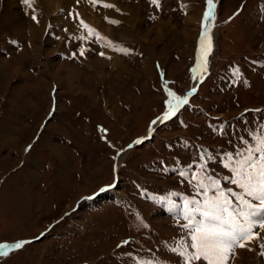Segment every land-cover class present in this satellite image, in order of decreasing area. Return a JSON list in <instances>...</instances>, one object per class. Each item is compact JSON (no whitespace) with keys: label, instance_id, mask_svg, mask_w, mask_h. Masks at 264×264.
Listing matches in <instances>:
<instances>
[{"label":"rangeland","instance_id":"obj_1","mask_svg":"<svg viewBox=\"0 0 264 264\" xmlns=\"http://www.w3.org/2000/svg\"><path fill=\"white\" fill-rule=\"evenodd\" d=\"M214 2L216 39L201 73L200 93L191 99L194 106L184 111L183 122L128 150L126 145L144 136L162 111L168 91L183 92L194 78L206 0H160L159 7L150 0H98L95 5L90 0H35L32 9L21 0H0V242L45 232L39 241L0 256V264H117L113 248L137 230L119 205L131 207L135 217L144 215L150 224L151 237L139 248L146 252L161 237L159 256L167 264L178 262L167 245L168 240L174 243V228L141 201L143 195H130L134 182L159 189L172 188L174 182L186 185L153 173H159L162 161L172 162V153L175 159H181L179 154L186 159L182 149H191L193 159H200L203 144L214 150L228 146L226 139L233 141L231 135L254 117L232 116L245 107L264 105V66L254 65V59L244 61L245 55L264 52V8L259 12L264 0ZM104 3L114 7L105 8ZM76 13L97 32L101 26L111 29L106 40L128 53L89 36L74 19ZM236 62L237 85L223 78L226 66L236 70ZM211 114L212 122L206 121ZM121 148L124 152L117 156ZM114 156L120 178L117 196H130L119 205L104 202L90 212L83 197L112 182ZM212 167L208 173H224L221 165ZM76 205L77 210L54 226ZM258 243L249 246L251 251L238 249L235 264H264ZM150 253H155L153 247Z\"/></svg>","mask_w":264,"mask_h":264},{"label":"snow or ice","instance_id":"obj_2","mask_svg":"<svg viewBox=\"0 0 264 264\" xmlns=\"http://www.w3.org/2000/svg\"><path fill=\"white\" fill-rule=\"evenodd\" d=\"M22 4L32 9L35 0H21ZM80 0H77L79 3ZM95 5L98 0H90ZM156 7L160 6V0H150ZM207 10L203 14L202 32L200 39L198 64L201 69H206L207 56L212 50V39L210 35L209 22L213 20V9L216 7L214 0H206ZM103 7L112 8L111 4L104 3ZM238 14V13H237ZM79 17L76 13L75 18ZM34 21L37 17H31ZM231 19V17H230ZM38 22V21H37ZM110 23L117 24L118 21L111 20ZM82 28L87 29L89 36H95L97 41H103L108 46L114 47L112 41L106 40L94 28L90 27L83 19L79 20ZM114 50L128 53V49L119 47ZM85 49H80L83 56ZM104 56L103 52L99 53ZM75 55V53L73 54ZM239 74V69L236 73ZM247 85V81H244ZM195 91V89H193ZM169 99L165 101L166 110L157 120L167 121L177 114V112L188 104L187 96H179L175 92L168 91ZM260 113V109H246L245 112ZM243 117V114H242ZM153 124L157 121H153ZM264 128V124L261 125ZM254 144L244 140L241 141L244 147L235 152L225 154L223 167L228 169L230 175L225 179L235 188L222 186L220 179L215 178L214 174L207 173V165H199L200 172L191 175V181H195L196 194L183 198V205L179 212V217L185 221L180 227L186 230V237H181L172 251L182 260L183 264H230L235 258L236 250L248 249L254 242H258L260 249L259 255L264 257V134L253 135ZM135 143H142L137 140ZM32 145L25 148L27 153ZM110 147H115L110 145ZM129 148L132 145L128 146ZM124 149H118L116 155L119 156ZM116 159V156L113 157ZM201 160L204 157H200ZM210 160L211 157H208ZM115 171V166L114 169ZM182 177H186L185 172H180ZM111 188L112 185L107 186ZM238 189V191L236 190ZM101 188L100 191H106ZM172 195H175L173 193ZM201 197L200 199L196 198ZM91 198V197H88ZM147 227V225H145ZM30 241L21 240L11 244H0V256H7L13 249H22ZM123 245L129 244L128 240L122 241ZM117 247H121L118 244ZM129 255H131L129 253ZM137 264H153L152 261H138Z\"/></svg>","mask_w":264,"mask_h":264},{"label":"bare ground","instance_id":"obj_3","mask_svg":"<svg viewBox=\"0 0 264 264\" xmlns=\"http://www.w3.org/2000/svg\"><path fill=\"white\" fill-rule=\"evenodd\" d=\"M49 2V1H48ZM216 3V2H215ZM51 4H54L53 2L51 3ZM216 7H217V5H216ZM216 7L213 9V20L211 21V22H209V29H210V35H211V39H212V42H213V37H214V27H215V25H216V21H215V18H216ZM3 19V18H2ZM4 20V19H3ZM7 20V19H6ZM2 23H3V21H1ZM9 24V23H8ZM11 25V24H10ZM7 26V25H6ZM108 27V26H107ZM99 30H100V32H99V34L101 35V36H103L104 37V35L105 34H107L108 32H110L111 31V29H109V28H106L105 29V27H99ZM105 32H107V33H105ZM215 34H216V32H215ZM106 38V37H105ZM198 74V73H197ZM5 77V76H4ZM7 78V77H6ZM199 78V76H196V79H198ZM1 138V137H0ZM8 244H11V243H8Z\"/></svg>","mask_w":264,"mask_h":264}]
</instances>
